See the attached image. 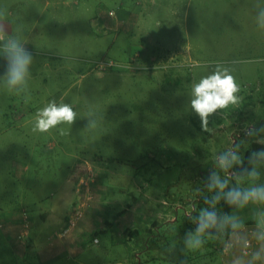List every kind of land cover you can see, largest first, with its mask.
I'll list each match as a JSON object with an SVG mask.
<instances>
[{
	"label": "rangeland",
	"instance_id": "1",
	"mask_svg": "<svg viewBox=\"0 0 264 264\" xmlns=\"http://www.w3.org/2000/svg\"><path fill=\"white\" fill-rule=\"evenodd\" d=\"M258 6L264 0H0V26L33 56L27 91L18 95L5 87L7 62L0 55V206L6 209L0 264H168L152 261L141 249L145 238L124 231L145 232L155 221L175 219L169 203L159 200L165 190L193 203L192 160L176 166L205 131L190 106L192 86L217 64L234 76L241 99L209 118L210 153L216 160L239 143L245 154L246 131L258 128L264 114ZM246 96L257 103V120L238 121ZM53 100L70 104L77 120L33 131L36 113ZM90 112L97 118L94 130L87 128ZM258 136L264 143V134ZM14 166H27L19 179L9 174ZM259 171L258 183H264V166ZM104 181L116 188L108 196L117 204L104 203ZM88 205H96L99 219L79 226ZM250 205L240 219L252 240L249 229L255 230V213L264 205ZM78 206L83 216L63 234ZM24 208L33 220L21 235ZM224 234L221 241L232 247L224 254L202 247L197 264H233L231 254L244 256L231 232ZM68 238L73 251L53 262L56 245Z\"/></svg>",
	"mask_w": 264,
	"mask_h": 264
},
{
	"label": "clouds",
	"instance_id": "2",
	"mask_svg": "<svg viewBox=\"0 0 264 264\" xmlns=\"http://www.w3.org/2000/svg\"><path fill=\"white\" fill-rule=\"evenodd\" d=\"M257 24L264 29V7L258 6ZM0 55L7 62V69L3 75L5 87L16 93L27 91L28 81L31 76L33 56L25 43L17 37H9L0 26ZM240 86L228 68L219 64L214 71L200 79L192 86L191 109L199 116L202 128L207 130L209 118L220 110L240 102ZM77 120V113L68 103L57 104L55 100L48 103L36 113L33 131L46 133L61 124L73 125ZM97 127V118L94 113L88 114L87 128L94 130ZM63 135V129H61ZM249 136L264 134V126L251 128ZM241 144H235L231 149L220 153L216 158L217 167L224 173L212 170L207 177L205 188L210 195L205 196L204 204L198 215L189 217L195 229L187 231L183 244L186 249L196 251L202 249L207 240L217 238L226 232L236 238V242L244 249L250 247V240L244 233V224L235 213H221L217 205L223 201L229 208L243 209L250 204L264 205V183L260 180L259 168L264 166V149L252 151L245 159L240 153ZM239 169V171H235ZM235 183H231L232 181ZM247 183V187H242ZM256 227L251 233L257 242L258 248L251 254L247 264H264V210L255 213ZM233 264H245L243 260H236Z\"/></svg>",
	"mask_w": 264,
	"mask_h": 264
},
{
	"label": "trees",
	"instance_id": "3",
	"mask_svg": "<svg viewBox=\"0 0 264 264\" xmlns=\"http://www.w3.org/2000/svg\"><path fill=\"white\" fill-rule=\"evenodd\" d=\"M261 103H262L261 107L264 109V100H262ZM256 105H257L256 102L251 101V96H246L243 100V103H241L242 108L240 110L238 121L242 120V122H244L245 120H251V121L257 120L258 117L257 118L255 117L253 110L256 107ZM261 120L262 122L257 124L258 128L264 126V114L261 117ZM241 127H244V125L241 124ZM250 129L251 127L247 129L246 134ZM211 136L212 134L210 133V131L205 130L203 136L201 138H198V141L195 144L196 148L194 147L193 151L191 152H186L184 158L181 160L182 162H178V165H182V166H176L177 168L189 166L192 160V165L191 167L188 168V172L190 173L189 180L192 181L189 182L188 184L189 186L188 194L191 193L189 199H191L193 203L191 202L190 204V202H188V200L185 199L183 195H180V198L178 199L180 201H178L177 200L178 197L174 198V195L176 193H174L172 196L169 195L168 192H166L167 195L166 199L171 209L174 210L173 213L175 219L167 220L163 222L155 221L145 232L140 229L138 230L133 228H127L124 231L125 237L133 238V239L135 238L138 241H141L143 238H145V244L141 249L145 251L148 254V256L151 257L152 261L160 260V261H165L168 264H197V259H198L197 254L199 250L190 251L186 249L183 244V238L186 232L190 230L194 231L195 229V225L191 222L189 217H195L196 215H198L199 211L202 208L206 207L203 198L210 194L207 192L204 182L206 181L210 172L212 170H215L219 172L221 176L224 175V173L217 167L216 160L213 159V156L210 153L212 149ZM247 137L251 140V142L250 145L245 150V154L243 155L245 159V166H247V158L252 151L264 149V143L260 142L259 136H247ZM221 139L223 140L221 146L223 145L224 147L225 143L227 142V136L223 135ZM227 150L228 149L224 148V150L221 151V153ZM194 155L196 157L195 160H194ZM235 171H239V169H236ZM184 180L187 182L186 178H184ZM231 183H235V181L233 180ZM192 185L194 186L192 187ZM241 186L244 187L243 185ZM195 189H197V192L193 191ZM180 190L182 191L183 188L181 187ZM17 198H18V194H17ZM174 199L177 201H173ZM13 202L16 203L15 201ZM217 209L221 213L224 212L235 213L236 215L241 217L243 214L250 211L251 205H248L243 209L236 210L233 208H229L228 205H226L223 201H221L217 205ZM5 210L6 209L0 206V218L6 217ZM22 210L23 212L27 213L29 221L30 219L33 220L31 212L27 208H24ZM229 233L230 231L226 232L224 235L229 236L228 235ZM222 236L223 235H219L217 238L207 240L203 247L205 248L216 247V249L220 248V251L222 250V253L224 254V250L226 249V246L221 241ZM219 245H221L222 247H220ZM137 264H144V263L139 261L137 262Z\"/></svg>",
	"mask_w": 264,
	"mask_h": 264
},
{
	"label": "crops",
	"instance_id": "4",
	"mask_svg": "<svg viewBox=\"0 0 264 264\" xmlns=\"http://www.w3.org/2000/svg\"><path fill=\"white\" fill-rule=\"evenodd\" d=\"M103 26H104V23H103ZM24 168H26L27 169V166H14V168H11L10 170H9V174H11V173H13V175L16 177V178H18L19 179V175H20V171H22ZM26 173H27V171H26ZM104 176H105V172H104ZM105 180V179H104ZM108 181V180H107ZM104 187H102L103 189H104V195H101L102 197L104 196V203H106V202H108V203H110V204H112V205H115V204H117V198H110L109 196H108V193H110V195L111 194H113L114 192V190L116 189L114 186H109V183L108 182H105L104 181ZM101 185V183L100 182H97V186H96V189H99L100 190V188H99V186ZM102 186V185H101ZM106 190H110V192L109 191H106ZM99 193H100V191H99ZM166 190H165V193L164 194H161L159 197H160V199L159 200H163V203H165V204H167L168 203V201H167V199H166ZM101 198V197H100ZM99 198H97V200H98ZM155 201H157V200H155ZM154 202V201H153ZM89 207H88V211H87V213L85 214V218L84 219H82V221L79 223V226H83V225H86V226H84V227H87V226H90L91 225V223L93 222V220L94 219H96L97 217H98V215H97V208H96V205H88ZM166 206L164 205L163 206V209L165 208ZM87 215H89L88 216V218L86 219V217H87ZM98 219H99V217H98ZM83 230H85V229H83ZM70 233V232H69ZM82 232H79V231H75V233L74 234H78V235H80ZM104 235H106V234H104ZM232 237H233V235H232ZM254 240V239H253ZM73 246H74V243H72L71 242V238L69 239L68 238V240H65V241H63V242H59L57 245H56V249H55V254H54V256H55V258L53 259V262L56 260V258L59 256V255H61V254H68V253H70L71 254V251H73ZM226 246H228V247H232V246H230V245H226ZM255 248H258V246H255ZM242 250H243V248H242ZM238 251V250H237ZM251 258V256L249 255V256H243L242 254H241V252H240V255L238 254H236V253H234L233 255L231 254L230 256H229V261L231 260L232 261V263L234 262V261H236V260H243L244 262H245V264H247V261L249 260ZM257 264H261V262H257Z\"/></svg>",
	"mask_w": 264,
	"mask_h": 264
},
{
	"label": "built area",
	"instance_id": "5",
	"mask_svg": "<svg viewBox=\"0 0 264 264\" xmlns=\"http://www.w3.org/2000/svg\"><path fill=\"white\" fill-rule=\"evenodd\" d=\"M81 187H85V190H89V188H87L88 186H86L85 184L81 183ZM81 216H83L82 213V208L80 206H78V208H76L73 212V214L71 215L70 219L68 220V225L64 228V230L62 231L63 234H68L71 229L75 226L76 222L78 219L81 218ZM29 220H28V216L27 214L24 217V231L21 233V235H25L26 233L29 232ZM250 231H254L252 228L249 229ZM99 242V239L97 237H95L93 239V243L97 244ZM257 244V242L255 240H250V247L248 249H244L243 248V254L245 255H251L253 248L255 247L254 245ZM230 247L226 246V249L224 251H226L227 249L229 250Z\"/></svg>",
	"mask_w": 264,
	"mask_h": 264
}]
</instances>
